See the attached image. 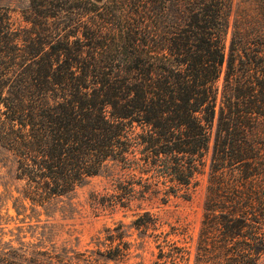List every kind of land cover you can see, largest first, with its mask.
Masks as SVG:
<instances>
[{
	"label": "trees",
	"instance_id": "trees-1",
	"mask_svg": "<svg viewBox=\"0 0 264 264\" xmlns=\"http://www.w3.org/2000/svg\"><path fill=\"white\" fill-rule=\"evenodd\" d=\"M0 146L17 212L116 170L89 206L133 210L154 264H258L264 0H28L19 22L0 7ZM205 173L192 241L152 210L189 199ZM121 228L107 229V259L124 256Z\"/></svg>",
	"mask_w": 264,
	"mask_h": 264
},
{
	"label": "rangeland",
	"instance_id": "rangeland-1",
	"mask_svg": "<svg viewBox=\"0 0 264 264\" xmlns=\"http://www.w3.org/2000/svg\"><path fill=\"white\" fill-rule=\"evenodd\" d=\"M27 3L28 0H0V7L9 8L12 19L19 22ZM14 168L13 156L0 146V264L13 260L23 264H154L157 248L150 235L153 230L135 225L137 216L133 210L94 213L89 206V195L105 193L111 173L116 170L89 177L72 194L49 205L26 203L17 212L11 197L17 195L18 187ZM206 183L205 173L199 176L189 199L173 198L167 206L152 211L163 222L179 219L186 223L194 241L203 215ZM117 224H122V238L117 242L124 256L111 260L101 253L109 248L107 229ZM160 229L168 227L164 224ZM258 264H264V257Z\"/></svg>",
	"mask_w": 264,
	"mask_h": 264
}]
</instances>
